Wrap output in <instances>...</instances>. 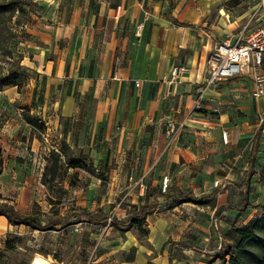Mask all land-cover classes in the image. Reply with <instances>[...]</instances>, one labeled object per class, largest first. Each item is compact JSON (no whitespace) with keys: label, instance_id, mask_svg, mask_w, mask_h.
I'll return each instance as SVG.
<instances>
[{"label":"rangeland","instance_id":"obj_1","mask_svg":"<svg viewBox=\"0 0 264 264\" xmlns=\"http://www.w3.org/2000/svg\"><path fill=\"white\" fill-rule=\"evenodd\" d=\"M4 1L8 0H0V3ZM18 1V6L25 8V13L16 12L6 18L2 36L4 43L0 45V76L22 66L19 87H5L0 91V209L8 204L22 216L39 219L42 228L34 230L28 226H14L12 231L0 229V264H31L36 255L64 264L118 263L124 254L113 253L112 238L117 231L132 230L138 231L140 239L146 238V219L156 204L148 201L156 193L148 190V201L138 210L137 205L129 203L125 197L128 184H123V180H140L145 171L135 167H128L123 172L118 170L116 163L123 161L121 154L107 150L104 144L101 145L104 159L98 163L82 152L92 149L87 143L90 141L88 134L99 103L118 99L120 92L118 85L101 79L102 74L99 71L95 73V69L110 66L114 58L113 77L117 58L122 61L129 55L134 57L132 60L138 58L137 62L140 61L148 42L152 18L142 22L146 16L145 5L142 12H133L134 4L141 0ZM118 7H121L120 20L113 29L114 25L108 19L109 10H119ZM165 11H171V8ZM94 16L101 19L99 22L105 26L103 31L93 26ZM100 23L98 26L102 25ZM7 25L13 29V37L8 34ZM116 30L127 39V51L122 44L116 50L110 48V36ZM85 44L87 47L83 52ZM239 79H245L250 87L252 84L255 87L251 78ZM110 91L113 92L112 97H109ZM65 98L73 112L78 110L74 117L69 116L67 122L64 120V114L68 116L64 109ZM259 105V113L255 111V116L250 115L252 121L261 120L264 99ZM124 112L120 97L115 131L124 128ZM24 113L38 118L45 126V132H34L24 120ZM75 117H78L77 121H73ZM260 126L264 127V123L260 122ZM82 132L86 136L84 149L77 147L81 145L79 136ZM259 133L244 149L237 153H224L220 161L225 163L242 155L243 159L239 160L252 164L253 169L257 168L264 187V129ZM62 149L64 160L86 157L87 164L94 169L87 172L62 168L55 180L48 175V184L45 185V174L53 159L51 152ZM158 149L151 152V173L155 170L153 164L159 154ZM133 159L132 166L136 164L138 155ZM118 178L122 184L117 190L114 184ZM232 186L228 185L229 188ZM133 187L141 188L140 185ZM254 190V197L260 199L257 206L263 207V193L257 187ZM216 191L203 197L217 203ZM238 193L241 194L240 199L234 207L238 215L232 216V219L236 218L235 223L241 221L242 212L250 204L248 199H242L245 193ZM175 196L178 198L172 199L173 203L185 195L178 192ZM228 205L232 210L234 205L229 202ZM218 214L214 217L217 221L222 217L221 212ZM223 232L221 228L216 230L221 240ZM98 258L100 262L92 263Z\"/></svg>","mask_w":264,"mask_h":264},{"label":"crops","instance_id":"obj_2","mask_svg":"<svg viewBox=\"0 0 264 264\" xmlns=\"http://www.w3.org/2000/svg\"><path fill=\"white\" fill-rule=\"evenodd\" d=\"M258 2L259 0L137 1L133 12H142L145 5L146 16L142 22L152 18L144 56L138 62V58L132 60L134 57L129 55L124 56L122 61L117 58L118 64L113 77L111 73L114 58L111 59L110 66L95 69V73L99 71L102 74L101 79H108L107 81L119 86V97L99 103L92 119L91 133L88 134L90 141L87 143L92 149L83 148V143L86 142L83 132L79 134L81 145L77 147L84 149L82 153L98 163L104 159L101 149L104 144L107 150L112 149L121 154L123 161L116 163L119 165L118 170L123 172L128 167H135L145 171L140 180H123V184H128L125 197L129 203L137 205L138 210L148 201V190L156 193L148 201L156 203L146 219L148 235L145 239H140L136 230L117 231L111 242L115 246L113 253H123L124 258L113 264H169L170 258L172 264H222L220 257L225 251L224 246L232 243L228 238L229 231L261 216L263 207L257 206L260 199L254 197L255 187L264 195L257 168L253 169L252 164L240 161L239 159H243L242 155L225 163L220 161V156L224 153L239 152L254 135L261 132L260 122L250 119L255 111L259 113L261 101L252 96L253 84L250 87L249 81L239 79L240 77L227 80L217 89L206 90L200 108L195 109L199 97L197 90L206 76L213 48L223 42L227 35L241 30L256 11ZM169 8L171 11L166 12ZM109 15L108 19L115 29L120 20L121 9H111ZM99 21L101 19L94 16L93 26L103 31L105 26ZM99 23L102 25L98 26ZM258 23L253 21L251 29L257 28ZM83 25L85 27V23ZM110 38L111 49L116 50L122 44L127 51L128 42L122 37L121 31L119 34L117 30L113 31ZM86 47L87 44L84 45L83 52ZM176 66L187 67L188 72L181 76L179 83L167 97L165 81ZM112 95L113 92L110 91L109 97ZM120 97L125 106L124 128L115 131ZM66 101L65 98L64 109L68 116L64 114V120L67 122L69 116L74 117L78 110L73 112ZM77 119L75 117L73 121ZM170 120L182 123L185 127L179 139L157 163V155L155 156V170L152 174L149 171L151 152H156L155 148L162 150L165 146V129ZM223 132L228 134V145L222 141ZM136 155L138 159L132 166ZM227 166H231L232 170ZM165 177L170 179L166 194L160 192ZM121 184L122 181L116 179L114 188L118 190ZM134 185H140L141 188L134 189ZM228 185L233 186L229 188ZM215 191L218 201L214 206L194 203L176 205L172 202V199L178 198L175 196L178 192L200 198L209 193L214 194ZM241 191L245 193L242 199H248L250 203L241 214L242 224L241 221L235 223L236 218L232 219L233 215H238L234 207L240 199L241 194L238 192ZM228 202L234 205L232 210L229 209ZM217 212L222 213L217 222L224 231V240H221L220 234L213 228ZM12 228L14 226L0 216V229L12 231ZM98 259L92 263L100 262L101 259Z\"/></svg>","mask_w":264,"mask_h":264},{"label":"built area","instance_id":"obj_3","mask_svg":"<svg viewBox=\"0 0 264 264\" xmlns=\"http://www.w3.org/2000/svg\"><path fill=\"white\" fill-rule=\"evenodd\" d=\"M255 20L259 22L258 26L255 29H251ZM187 72L188 68L184 66H176L172 69L170 76L165 81L167 97L171 95L172 89L177 86L181 76ZM238 77L251 78L255 82L253 98L256 100L264 99V0H259L256 11L238 33L227 35L223 42L216 44L213 48L208 61L206 76L197 90L199 97L195 109L200 108V103L206 90L210 88L217 89L218 86L227 82V80ZM136 85L140 86L139 82H136ZM261 116L260 122L264 123V113ZM184 127V124L174 120L167 122L165 129L166 144L162 150L158 149L159 154L156 157V163L179 139ZM222 141L225 145L229 144V137L226 132L222 133ZM227 168L232 170L231 166H227ZM169 183L170 179L165 177L162 188L164 193L168 190ZM213 228L219 230L220 226L217 220H214ZM31 264L64 263L36 255Z\"/></svg>","mask_w":264,"mask_h":264},{"label":"trees","instance_id":"obj_4","mask_svg":"<svg viewBox=\"0 0 264 264\" xmlns=\"http://www.w3.org/2000/svg\"><path fill=\"white\" fill-rule=\"evenodd\" d=\"M18 0H8L0 3V45L4 43L2 40L4 24L8 16H12L16 12L25 13V8L19 7ZM13 29L7 25V32L13 37ZM3 41V42H2ZM8 53V52H7ZM5 56H7L5 54ZM22 66L17 69H11L7 74L0 76V91L5 87H19L22 77ZM24 120L29 124L33 131L45 132V126L40 124L39 119L31 116L29 113H24ZM263 126L261 131L263 130ZM52 164L47 168L48 173L45 174V185L48 184L46 180L48 175L55 180L60 169H74L91 172L93 166L87 164V158H73L64 160L63 149L59 152H51ZM63 159V161H62ZM94 169V168H93ZM194 203L197 205H211L215 203L208 200L206 197L197 198L194 195H185L181 199L176 200L175 204ZM0 216H4L12 226H28L34 230H41V221L31 216H22L18 214L15 209L8 204L3 205L0 209ZM228 238L231 244L226 246L225 251L220 259L222 264H264V206L263 212L259 218L251 220L242 227H234L228 233ZM1 260V254H0ZM171 258H170V263Z\"/></svg>","mask_w":264,"mask_h":264}]
</instances>
